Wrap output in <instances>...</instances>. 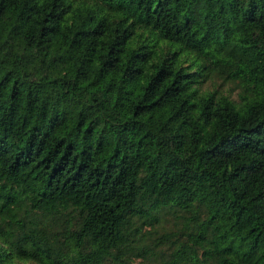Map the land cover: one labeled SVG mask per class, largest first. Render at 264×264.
<instances>
[{
  "label": "trees",
  "instance_id": "obj_1",
  "mask_svg": "<svg viewBox=\"0 0 264 264\" xmlns=\"http://www.w3.org/2000/svg\"><path fill=\"white\" fill-rule=\"evenodd\" d=\"M0 264H264V0H0Z\"/></svg>",
  "mask_w": 264,
  "mask_h": 264
},
{
  "label": "rangeland",
  "instance_id": "obj_2",
  "mask_svg": "<svg viewBox=\"0 0 264 264\" xmlns=\"http://www.w3.org/2000/svg\"><path fill=\"white\" fill-rule=\"evenodd\" d=\"M210 85V81H207L204 86L208 87Z\"/></svg>",
  "mask_w": 264,
  "mask_h": 264
}]
</instances>
